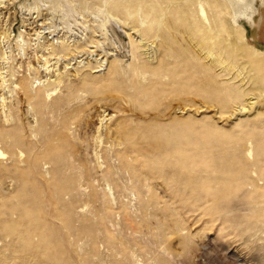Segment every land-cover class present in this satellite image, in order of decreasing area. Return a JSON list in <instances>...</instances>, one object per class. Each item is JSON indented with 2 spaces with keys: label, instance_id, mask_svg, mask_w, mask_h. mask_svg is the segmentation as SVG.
Returning a JSON list of instances; mask_svg holds the SVG:
<instances>
[{
  "label": "rangeland",
  "instance_id": "obj_1",
  "mask_svg": "<svg viewBox=\"0 0 264 264\" xmlns=\"http://www.w3.org/2000/svg\"><path fill=\"white\" fill-rule=\"evenodd\" d=\"M0 152V264H264V0H0Z\"/></svg>",
  "mask_w": 264,
  "mask_h": 264
},
{
  "label": "bare ground",
  "instance_id": "obj_2",
  "mask_svg": "<svg viewBox=\"0 0 264 264\" xmlns=\"http://www.w3.org/2000/svg\"><path fill=\"white\" fill-rule=\"evenodd\" d=\"M51 54V53H50ZM0 154H1V152H0Z\"/></svg>",
  "mask_w": 264,
  "mask_h": 264
}]
</instances>
